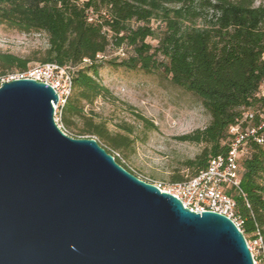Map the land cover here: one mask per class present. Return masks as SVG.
Listing matches in <instances>:
<instances>
[{"label": "trees", "instance_id": "1", "mask_svg": "<svg viewBox=\"0 0 264 264\" xmlns=\"http://www.w3.org/2000/svg\"><path fill=\"white\" fill-rule=\"evenodd\" d=\"M151 21L163 26L159 35ZM0 26L44 33L48 44L35 59L0 54V77L24 72L32 61L74 67L72 93L59 122L75 138L95 137L112 156L131 151L133 129L124 125L113 132L90 109L109 96L98 79V57L110 47L132 49L119 66L146 74L162 71L171 84L196 98L210 121L181 140L203 149L184 163L191 175L173 176L171 183L185 182L205 170L212 158L225 155L234 137L231 127L241 123L242 129H258L262 143L246 141L240 192L228 188L226 194L235 202L233 219L240 221L247 242V237H260L264 251V1L0 0ZM148 38L157 39V45L146 43Z\"/></svg>", "mask_w": 264, "mask_h": 264}, {"label": "water", "instance_id": "2", "mask_svg": "<svg viewBox=\"0 0 264 264\" xmlns=\"http://www.w3.org/2000/svg\"><path fill=\"white\" fill-rule=\"evenodd\" d=\"M57 101L32 79L0 85V264H254L233 220L62 132Z\"/></svg>", "mask_w": 264, "mask_h": 264}, {"label": "rangeland", "instance_id": "3", "mask_svg": "<svg viewBox=\"0 0 264 264\" xmlns=\"http://www.w3.org/2000/svg\"><path fill=\"white\" fill-rule=\"evenodd\" d=\"M261 1L264 0H256V5ZM150 26L156 35L163 30V26L155 21H151ZM146 43L155 47L157 39L148 38ZM47 46L44 33H19L0 26V54L35 59L42 55ZM130 55L132 49L129 47H110L99 58L101 69L98 79L109 90V96L97 99L90 109L97 120L105 122L113 132L122 131L121 127L124 125L131 126V151L112 154L137 178L151 184L165 185L171 183L173 176L186 179L191 172L185 168L184 163L194 159L203 145L189 143L181 138L197 129H204L210 117L196 98L171 84L169 77L162 71L146 74L119 66ZM37 64L40 63L32 61L27 67ZM8 76L0 77V84ZM260 95L264 96V86ZM136 114L152 124L153 128L141 121ZM66 134L75 138L68 131ZM236 222L240 224L239 220ZM247 238L251 244L253 240ZM253 255L255 261L261 264V256L256 248Z\"/></svg>", "mask_w": 264, "mask_h": 264}, {"label": "built area", "instance_id": "4", "mask_svg": "<svg viewBox=\"0 0 264 264\" xmlns=\"http://www.w3.org/2000/svg\"><path fill=\"white\" fill-rule=\"evenodd\" d=\"M98 58H102V56ZM83 62L88 63V60H84ZM74 71L75 68L71 66L37 64L27 68L24 72L8 76L2 83L19 79H32L49 85L55 91L58 98L57 104L53 106L54 121L58 128L66 134V130L59 122V117L72 93ZM251 118L252 115H245L244 117V119L248 120ZM240 125L241 123L235 127H231L229 130V133L234 137L229 144L228 152L225 155L212 158L205 170L185 182L169 183L166 185L159 183L154 185L161 192H166L177 198L184 208L194 212L212 211L219 213L233 220L239 228V224L233 219L236 208L235 202L226 194V190L233 188L240 192V162L247 155V139L252 138L254 142L258 144L262 143V138L256 136L258 129L255 127L242 129ZM247 245L253 258V250L257 249V253L261 256V264H264V251L261 238L258 237L251 244L247 242ZM254 264H258L255 259Z\"/></svg>", "mask_w": 264, "mask_h": 264}]
</instances>
